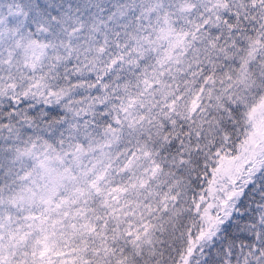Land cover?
<instances>
[{"label":"snow or ice","instance_id":"obj_1","mask_svg":"<svg viewBox=\"0 0 264 264\" xmlns=\"http://www.w3.org/2000/svg\"><path fill=\"white\" fill-rule=\"evenodd\" d=\"M0 264H264V0H0Z\"/></svg>","mask_w":264,"mask_h":264}]
</instances>
